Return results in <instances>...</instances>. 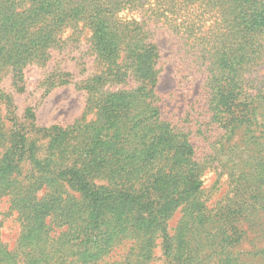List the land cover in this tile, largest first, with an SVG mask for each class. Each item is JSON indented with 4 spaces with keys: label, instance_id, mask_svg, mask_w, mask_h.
Instances as JSON below:
<instances>
[{
    "label": "trees",
    "instance_id": "1",
    "mask_svg": "<svg viewBox=\"0 0 264 264\" xmlns=\"http://www.w3.org/2000/svg\"><path fill=\"white\" fill-rule=\"evenodd\" d=\"M140 9L184 32L209 60L214 160L231 184L213 207L204 195L209 163L162 117L159 46L145 21L125 15ZM84 30L99 69L75 81L59 55ZM263 63L264 0H0V80L11 79L9 90L0 86V143L11 134L0 196L21 224L17 250L0 241V264H101L127 243L110 264H153L157 248L164 264L264 260V245L241 258L247 231L231 220L264 213V86L248 77ZM30 65L42 70L44 95L66 85L86 93L81 119L39 127L33 106L22 121L15 116Z\"/></svg>",
    "mask_w": 264,
    "mask_h": 264
},
{
    "label": "rangeland",
    "instance_id": "2",
    "mask_svg": "<svg viewBox=\"0 0 264 264\" xmlns=\"http://www.w3.org/2000/svg\"><path fill=\"white\" fill-rule=\"evenodd\" d=\"M127 17H135L146 22L147 28L160 49V81L158 85V99L163 119L169 121L173 126L184 129L189 133L190 140L197 151L201 162H208L205 174V196L208 198V205L213 207L217 202L224 200L230 193L231 184L227 175V169L214 160V142L219 134L215 123L209 121L208 109L206 106V81L209 75L207 60L200 47L187 39L184 32L174 29L164 20L154 18L150 12L145 10H132L125 14ZM210 23V22H209ZM71 32V31H69ZM69 34H65L68 36ZM79 36L77 43L69 41L70 47L59 55L62 66L65 70L72 72L73 80L85 79L93 76L99 69L94 60V55L88 50V38L90 32L84 30ZM81 58V62H77ZM42 70L35 65L27 66L24 70L25 91L15 94V116L22 119V114L27 106L35 107L37 125L48 127L54 124L68 125L81 119L85 113L87 96L82 90H77L73 85L57 87L44 95L40 88ZM10 75L7 74L0 80L1 88H11ZM254 86H264V63L248 75ZM4 108L0 105V114ZM11 134L6 133V140L0 143V157L10 144ZM30 139H36L38 134L35 130L29 134ZM230 195V194H229ZM262 219L254 216L251 218L248 212L232 214L231 220L239 221L237 224L246 229L247 238L240 249L241 258L244 257L242 250H249L252 246L264 245V213ZM182 213L177 211L170 219V232L178 224ZM240 218V219H239ZM247 223H254L247 227ZM260 233V238L259 237ZM21 236V224L18 215L10 208L9 198L0 196V241L8 250H17ZM252 241V242H251ZM213 246V245H212ZM129 249V243L125 246L116 247L113 252L107 254L101 264H110L123 259ZM156 261L153 264H164L161 259L159 248L155 250ZM248 257L242 260L241 264H249ZM212 264H219L216 258L210 259ZM245 262V263H244ZM257 264H264L260 260Z\"/></svg>",
    "mask_w": 264,
    "mask_h": 264
}]
</instances>
